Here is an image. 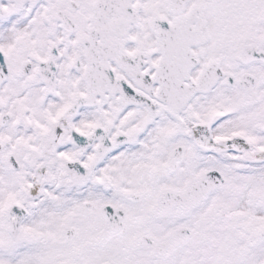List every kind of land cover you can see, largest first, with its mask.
Here are the masks:
<instances>
[{
    "label": "snow or ice",
    "instance_id": "snow-or-ice-1",
    "mask_svg": "<svg viewBox=\"0 0 264 264\" xmlns=\"http://www.w3.org/2000/svg\"><path fill=\"white\" fill-rule=\"evenodd\" d=\"M0 264H264V0H0Z\"/></svg>",
    "mask_w": 264,
    "mask_h": 264
}]
</instances>
